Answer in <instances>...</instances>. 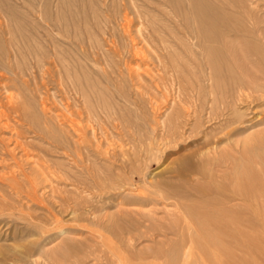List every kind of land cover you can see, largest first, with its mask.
<instances>
[{"label": "rangeland", "instance_id": "1", "mask_svg": "<svg viewBox=\"0 0 264 264\" xmlns=\"http://www.w3.org/2000/svg\"><path fill=\"white\" fill-rule=\"evenodd\" d=\"M240 80L264 86V0H0V264H182L156 185L183 158L198 190L253 185L251 234L242 207L188 263L264 264V95L218 105Z\"/></svg>", "mask_w": 264, "mask_h": 264}, {"label": "bare ground", "instance_id": "2", "mask_svg": "<svg viewBox=\"0 0 264 264\" xmlns=\"http://www.w3.org/2000/svg\"><path fill=\"white\" fill-rule=\"evenodd\" d=\"M257 42V41H256ZM60 57H62V56H60ZM137 69V68H136ZM131 71V70H130ZM241 81V80H240ZM237 81V83H239V85H240V87H238L237 85V91H236V93H235V95H234V101H231V104H230V106H228L227 104H226V102H223L224 100L226 101V99H223V96H224V98L226 97V95H223V92L222 93H220V94H222V96H221V98L223 99V101L221 100V102H219L218 103V101L217 100H219V99H216V96H217V92H216V96L213 94V92H214V90L212 89V91L210 92L209 90H211V88H209V90H208V97H210L211 95L213 96V99L212 100H210L211 102L212 101H214V103L212 104V103H209V104H212L211 105V108H209V109H211L210 110V112H209V114H212L213 115V113H214V104H216V106H217V103H218V105L220 104V105H222L223 106V109L225 108V109H229V107L232 109L231 110V112L234 114L238 109H236V108H234L235 107V101L237 102V104L240 102V103H242L243 101H246V100H251V99H253L254 97H253V94H258V93H260V95H264V86H262V85H258L257 84V82H249L250 84L249 85H247L246 83H244L243 81ZM212 85V84H211ZM225 85H226V83H225ZM235 86V85H234ZM233 86V87H234ZM211 87V86H210ZM232 87V88H233ZM236 88V87H235ZM249 89L250 90H252L251 92L249 91ZM216 91V90H215ZM84 92V91H83ZM177 92V91H176ZM235 91H233V92H231V93H234ZM188 93H190V92H188ZM193 93V92H192ZM186 94H187V92H186ZM191 94V93H190ZM209 94H211L210 96H209ZM220 94H219V96H220ZM225 94H228L227 92H225ZM188 95V94H187ZM193 95V94H192ZM201 95V94H200ZM205 95V94H204ZM204 95H202V97H204ZM181 96V95H180ZM197 97H198V95H196ZM195 95L193 96V97H196ZM206 96V97H207ZM211 96V97H212ZM228 97H229V94L227 95ZM233 96V95H232ZM81 97V96H80ZM183 97V96H182ZM188 97H191L190 95L188 96ZM193 97H191L192 99L191 100H193ZM196 97V98H197ZM207 97V98H208ZM205 98V97H204ZM203 98V99H204ZM84 99V98H83ZM176 99H178V97L176 98ZM202 99V98H201ZM229 99V98H228ZM256 99V98H255ZM179 101H180V99H178ZM182 100H184V99H182ZM197 100V99H196ZM198 100H199V98H198ZM206 100V99H205ZM208 100V99H207ZM230 100V99H229ZM228 100V101H229ZM170 101V100H169ZM173 101V100H172ZM194 102H195V100H193ZM209 101V102H210ZM181 102V101H180ZM179 102V103H180ZM208 101H206V103H207ZM251 102V101H250ZM250 102H248V103H250ZM173 103V102H172ZM183 103V102H182ZM193 103V102H192ZM198 103V102H197ZM205 103V102H204ZM186 104V103H185ZM187 104H189L188 102H187ZM191 104V103H190ZM189 104V105H190ZM195 104V103H194ZM193 104V105H194ZM208 104V103H207ZM208 104V105H209ZM189 105L187 106V107H189ZM192 105V106H193ZM200 109H202L201 108V106H203V104L201 105V102H200ZM206 105V104H205ZM219 105V106H220ZM66 106V105H65ZM172 106V105H171ZM192 106H191V108H192ZM197 106H198V104H197ZM219 106H217V109H220L219 108ZM179 107V106H178ZM194 107H196L195 105H194ZM208 107V106H207ZM210 107V106H209ZM172 108V107H171ZM190 108V109H191ZM216 108V107H215ZM222 108V107H221ZM175 109V108H174ZM182 109V108H181ZM196 109V108H195ZM205 109V108H204ZM179 110H180V108H179ZM185 110V109H184ZM194 110V108H192V111ZM208 110V109H207ZM230 110V109H229ZM173 111V110H172ZM171 111V112H172ZM199 111V110H198ZM217 111V110H216ZM220 111V110H219ZM225 111V110H224ZM224 111H220V112H224ZM71 112V111H70ZM69 112V113H70ZM178 112V111H177ZM180 112V111H179ZM195 112H197V111H195ZM195 112L194 113H192L193 114V116H194V114H195ZM202 112V111H201ZM226 112V111H225ZM228 112H230V111H228ZM68 113V114H69ZM182 113H184V112H182ZM204 113V112H203ZM191 114V115H192ZM205 114H208V112L207 113H205ZM220 113H218V115H219ZM228 114V113H227ZM231 114V113H230ZM167 115V114H166ZM177 115V114H176ZM188 115V113H186V116ZM232 115V114H231ZM163 116V115H162ZM165 116V115H164ZM196 116H197V114H196ZM204 115H202V117H203ZM207 116V115H206ZM208 116H210L211 117V115H208ZM207 116V117H208ZM215 116H217V115H215L214 114V117ZM220 116V115H219ZM223 116V115H222ZM226 116V115H225ZM238 116H239V113H238ZM237 116V117H238ZM88 117H90V116H88ZM167 117H169V116H167ZM166 117V118H167ZM182 117H185V116H183L182 115ZM188 117V116H187ZM195 117V116H194ZM198 117V116H197ZM206 117V118H207ZM209 117V118H210ZM213 117V116H212ZM221 117V116H220ZM219 117V118H220ZM237 117H235L236 119H237ZM73 117H71V119H72ZM189 118V117H188ZM205 118V119H206ZM217 118V117H216ZM227 118V117H226ZM161 119V118H160ZM159 119V120H160ZM191 119H192V117H191ZM196 119V118H195ZM201 119V118H200ZM208 119V118H207ZM213 119V118H212ZM212 119H211V121H212ZM228 119V118H227ZM227 119H225V120H227ZM158 120V119H157ZM182 118L180 117V116H170V118H169V120H168V125L166 126L167 128V133L169 134V138H168V140L170 139H175V135H176V133L177 132H175V130L174 131H171V127H173V128H175V129H177L178 127H179V125H181L182 124ZM188 120H190V119H188ZM193 120V119H192ZM215 120V119H214ZM222 120V119H221ZM231 120H233V119H231ZM72 121V120H71ZM161 122L163 121V120H160ZM210 121V120H209ZM219 121V120H218ZM227 121H230V120H227ZM73 122V121H72ZM80 122V121H79ZM160 122V123H161ZM163 122H167V121H165V119H164V121ZM162 122V123H163ZM204 122V121H203ZM234 122V121H233ZM70 123V122H69ZM202 123V122H201ZM227 124H228V122H226ZM96 124V123H95ZM157 124V123H156ZM166 123H164V125H165ZM193 124V123H192ZM196 124H197V122H196ZM202 124H204V123H202ZM202 124H199L200 126L202 125ZM162 125V124H161ZM183 125V124H182ZM194 125H195V123H194ZM205 125V124H204ZM204 125H203V127H204ZM228 125H230V124H228ZM233 125H234V123H233ZM158 126H160V125H158ZM184 126V125H183ZM231 126V125H230ZM163 127V126H162ZM165 127V126H164ZM185 127V126H184ZM189 127V126H188ZM202 127V126H201ZM201 127H199V128H201ZM73 128V127H72ZM89 129V128H88ZM93 129V128H92ZM189 129V128H188ZM196 129V128H195ZM194 129V130H195ZM204 129V128H203ZM94 130V129H93ZM179 130V129H178ZM200 130V129H199ZM199 130H197L196 129V131H199ZM191 131V130H190ZM159 132V131H158ZM201 132V131H200ZM180 133V132H179ZM188 133V132H187ZM193 133H194V131H193ZM198 132H196V134H197ZM133 134V133H132ZM162 134V133H161ZM188 134H190V133H188ZM196 134H195V136H196ZM192 135H194V134H192ZM191 135V136H192ZM144 136V135H143ZM147 136V135H146ZM145 136V137H146ZM148 137V136H147ZM160 139V138H159ZM177 139V138H176ZM175 139V140H176ZM79 140V139H78ZM168 140H167V143H168ZM175 140H174V142H173V144L175 143ZM142 141V140H141ZM152 141V140H151ZM150 141V142H151ZM183 141V140H182ZM148 142V141H147ZM162 142H166V140L165 141H163L162 140ZM159 143V142H158ZM166 143V144H167ZM170 143H171V141H170ZM170 143H168V144H170ZM141 144V143H140ZM139 144V145H140ZM165 144V143H164ZM165 144V145H166ZM167 144V145H168ZM145 145V144H144ZM143 145V146H144ZM151 145H152V142H151ZM128 146V145H127ZM142 146V147H143ZM175 146V145H174ZM177 146V145H176ZM100 148V147H99ZM132 148V147H131ZM146 148V147H145ZM151 149H152V147H151ZM153 151H154V149H153ZM100 152V151H99ZM141 152V151H140ZM79 155V154H78ZM108 155V154H107ZM142 155H143V153H142ZM149 155V154H148ZM148 155H146V156H148ZM169 155V154H168ZM145 156V155H144ZM137 158V157H136ZM146 158V157H145ZM152 158V157H151ZM143 158L141 157V160H142ZM147 159H149V158H147ZM180 159V158H179ZM176 160V159H175ZM187 160L188 161H186V160H184V158H183V160H182V162L183 163H181L180 165H176V167L174 168L173 167V172H170V174L169 175H167V180L166 181H164V178H163V181L164 182H162V181H160L159 183H158V185H156L157 186V192H159L160 193V195L162 196V198H164L165 200H169V201H171V203H173L174 204V211H178V212H176V213H178V215H176V218L174 219V220H172L170 223H169V225H170V227H169V230H172L173 231V233L175 232V234L177 233L179 236H180V245L178 246V247H176V249H175V247H173V249L174 250H170V251H168V253L169 254H171V255H174V256H176V255H180V256H182V260H180V262L182 261V264H189L188 262H189V260L192 258L191 256L192 255H194V253H195V249H200V243L202 242V241H204L205 240V242L206 241H208L213 247H216L217 249L220 247V246H218L219 245V243L220 242H218V238H219V241H223V239H224V237L226 238V237H229V236H231L232 237V235L234 236L236 233H238V231H237V224H238V221H237V218H238V216H237V214H236V211H237V213L239 212V210L240 209H243L242 207H244L243 205H242V207L241 208H239V209H237L236 208V210H235V208L232 210L231 209V207H230V209L228 208L229 206H231L230 204L232 203H230V204H228L229 202H230V200L231 199H237L236 197H242L243 196V193L244 192H241V187H242V184H241V187H240V181H243L242 179H241V175L246 179V181H247V183L245 184V185H247V188H249V190H250V188H252L251 186H253V185H251V183H250V181H248V178L250 177H248V173L246 172V170L245 169H243V173L241 172L240 173V170H236V171H234V172H232V177H233V181H234V183H233V185L231 184L233 181H231L229 178H231V177H229L228 176V181L230 180L231 182H230V184H231V187H232V190L230 189V192H228V195L226 194L227 192H225V190H223V189H225L224 187H221V185L219 184H216V185H218L219 187H221L222 188V190L224 191V194L226 195H223L222 193H221V189H218V186H216L215 184H213V185H215L214 187H212L211 186V184L209 185V186H211V188H214V189H210V187L207 185V184H204V185H202L203 187L206 185V187H209V188H206L205 187V190L202 188V190L199 188V190H198V188H195V187H192V185H191V183H188V179L187 178H190V174H189V177H187L188 175L185 173L186 172V170H187V168H190V167H192V166H190V167H188L189 166V160L190 159H188L187 158ZM136 161V160H135ZM177 161V160H176ZM190 161H192V160H190ZM179 162V161H178ZM175 163V162H174ZM135 164H137V163H135ZM139 164H141V163H139ZM173 165H175V164H173ZM172 165V166H173ZM197 165V164H196ZM142 166V165H141ZM140 166V167H141ZM171 166V167H172ZM193 166H194V164H193ZM199 166V165H198ZM209 166V165H208ZM241 166V165H240ZM196 167V166H195ZM195 167H193L192 168V170H191V172L193 171H197V170H195L196 168ZM207 167V166H206ZM137 168H138V166H137ZM145 169V168H144ZM170 169V168H169ZM191 169V168H190ZM194 169V170H193ZM201 169H202V167H201ZM200 169V170H201ZM212 169V168H211ZM210 169V171H212ZM242 169V168H241ZM137 171V170H136ZM141 171V170H140ZM204 171H205V168H204ZM122 172V171H121ZM191 172H189V173H191ZM192 172V173H193ZM198 172V171H197ZM191 173V176L193 175ZM208 172H203V174H205L204 176H206V174H207ZM212 174H214L213 172H211ZM234 173V174H233ZM122 174V173H121ZM164 174H165V172H164ZM241 174V175H240ZM166 175V174H165ZM230 175V176H231ZM162 176V175H161ZM200 176V175H199ZM221 176V175H220ZM219 176V177H220ZM252 176V175H251ZM193 177V176H192ZM208 177H209V173H208ZM208 177H205V178H208ZM213 177H215V176H213ZM222 177H223V175H222ZM225 177V179L224 180H226L227 178H226V176H224ZM210 178V177H209ZM212 178V177H211ZM210 178V179H211ZM241 179V180H240ZM159 180V179H158ZM160 180H162L161 178H160ZM107 181V180H106ZM120 181V180H119ZM155 181H157V180H155ZM112 182V181H111ZM110 182V183H111ZM198 182H199V180H198ZM117 183H118V181H117ZM116 183V184H117ZM219 183V182H218ZM221 183V182H220ZM226 183H228L227 181H226ZM109 184V183H108ZM115 184V183H114ZM221 184H224V183H221ZM229 184V185H230ZM244 185V184H243ZM244 185V188H246V186ZM103 186V185H102ZM107 186H109V185H107ZM149 186V185H148ZM223 186V185H222ZM225 186V185H224ZM226 186H227V188H228V185L226 184ZM111 189V188H110ZM113 189V188H112ZM243 189V188H242ZM258 189V188H257ZM114 190V189H113ZM249 190L247 189V191L249 192ZM261 190V189H260ZM95 191V190H94ZM140 191V190H139ZM156 191V190H155ZM222 191V192H223ZM243 191V190H242ZM244 191H245V189H244ZM251 191H252V189H251ZM245 192V194H244V197L242 198L243 200H245L246 198H248L249 199V202L247 201V206H246V208L244 209L245 210V213H243V214H239V216L241 217V219H239V220H245L246 221V228H245V225H244V228H245V230H246V233L243 231V234H248V235H250L251 234V222H252V219H253V212H252V210H251V207H252V205H251V198H252V192ZM261 192V191H260ZM231 193V194H230ZM149 195V194H148ZM147 195V196H148ZM239 195V196H238ZM262 195V194H261ZM140 197V196H139ZM135 198V197H134ZM155 198V197H154ZM160 198V197H159ZM201 199V202L199 203V204H194L193 202H192V199ZM245 198V199H244ZM255 198V197H254ZM132 199V198H131ZM241 199V200H242ZM128 200V199H127ZM247 200V199H246ZM255 200V199H254ZM137 201V200H136ZM168 201V202H169ZM133 202V201H132ZM137 202H139L140 203V201H137ZM238 202H240V201H238ZM245 201H243V204L245 205V203H244ZM156 203V202H155ZM123 204V203H122ZM227 204H228V206H227ZM127 205H128V203H127ZM137 205H138V203H137ZM235 205H238V204H235ZM235 205H233V206H235ZM240 206H241V204H240ZM125 207V206H124ZM143 207V206H142ZM236 207V206H235ZM139 208V207H138ZM145 208V207H144ZM233 208V207H232ZM142 210V209H141ZM230 210H232V211H230ZM131 212H133V211H131ZM232 212V213H231ZM234 212V213H233ZM137 213V212H136ZM240 213H241V211H240ZM154 216V215H153ZM114 219L115 218H113V221H114ZM130 219V218H129ZM131 220V219H130ZM118 220L116 219V222H117ZM129 221V220H128ZM115 222V221H114ZM118 222H120V221H118ZM130 223H132L133 222V220L132 221H129ZM122 223V222H121ZM115 225V224H114ZM117 225V224H116ZM167 225V224H166ZM166 225H165V228L164 229H166ZM243 225H242V227H243ZM112 226V225H111ZM118 226H120V228H121V226H123L122 224L121 225H118ZM117 226V227H118ZM241 226V225H240ZM240 226H238V227H240ZM111 228V227H110ZM126 228V227H125ZM125 228H123L124 230H125ZM161 228V227H160ZM163 228V227H162ZM112 229H114V228H111V230ZM115 229H116V227H115ZM115 229H114V231H115ZM119 229V228H118ZM110 230V229H109ZM107 231L108 233L110 232V231ZM120 230V229H119ZM161 230V229H160ZM163 230V229H162ZM161 230V231H162ZM193 230V231H192ZM241 230H240V232L239 233H242L241 232ZM154 231H159V229L157 230V227H155V229H154ZM112 232V231H111ZM128 232V231H127ZM107 233V234H108ZM238 233V234H239ZM103 234V233H102ZM119 234V233H118ZM123 234V233H122ZM152 234V233H151ZM238 234H236V235H238ZM111 235H112V233H111ZM178 235H177V237H178ZM113 236V235H112ZM115 236H116V234H115ZM128 236H129V234H128ZM130 237V236H129ZM217 238L216 240L215 239H213V238ZM220 237L222 238L223 237V239H220ZM249 237V236H248ZM247 237V238H248ZM131 238V237H130ZM238 238V237H237ZM236 238V239H237ZM132 239V238H131ZM130 239V240H131ZM232 239V238H231ZM230 239V240H231ZM249 239V238H248ZM225 240V239H224ZM217 242H218V245H217ZM225 242H223L222 244L223 245H227V242L224 244ZM202 244H206V243H202ZM231 244V243H230ZM204 246V245H203ZM203 246H201V247H203ZM222 246V245H221ZM206 247V246H205ZM208 247H209V245H208ZM223 247V246H222ZM227 247V246H226ZM172 248V247H171ZM207 248V247H206ZM205 248V249H206ZM210 248V247H209ZM224 248H225V246H224ZM103 249V248H102ZM203 249V248H202ZM204 249V250H205ZM214 249V248H213ZM212 248H211V250H213ZM219 249H222V250H219ZM218 249V251L219 252H222L223 253V248H219ZM160 250V249H159ZM192 250L194 251V253L192 254ZM226 250V249H225ZM224 250V251H225ZM160 251H165V250H160ZM201 251V250H200ZM203 251V250H202ZM201 251V252H202ZM207 251H209L208 249H207ZM214 251H216V250H214ZM205 252V251H204ZM210 252V251H209ZM226 252V251H225ZM235 252V251H234ZM229 253H231V252H229ZM159 254V253H158ZM208 254V253H207ZM232 254V253H231ZM230 254V255H231ZM219 255V254H218ZM223 255V254H222ZM234 255V254H233ZM115 257V256H114ZM190 258V259H189ZM233 258V257H232ZM189 259V260H188ZM218 259H219V257H218ZM170 260V259H169ZM209 260V259H208ZM211 260V259H210ZM209 260V261H210ZM219 261V260H218ZM227 261V260H226ZM197 262V261H196ZM199 263V262H198ZM170 264V263H169ZM181 264V263H180ZM215 264V263H214Z\"/></svg>", "mask_w": 264, "mask_h": 264}]
</instances>
